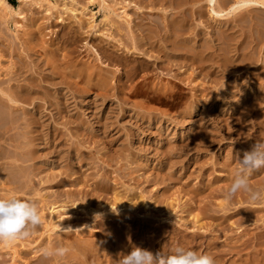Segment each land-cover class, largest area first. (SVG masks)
<instances>
[{"label":"rangeland","instance_id":"1","mask_svg":"<svg viewBox=\"0 0 264 264\" xmlns=\"http://www.w3.org/2000/svg\"><path fill=\"white\" fill-rule=\"evenodd\" d=\"M14 1L15 10L7 11L0 6V56L5 58L0 57V64L4 70L9 62L19 67L18 55L24 51L21 39H27V27L32 21L41 27L39 42H44V45L39 44L38 54L27 58L23 54L25 63L22 66L26 67V72L12 83L14 87H25L26 77L35 78L32 91L36 101L22 103L20 111L25 108L32 114L20 115L19 128L20 132L29 134V139L37 140L39 161L36 169L41 172L35 173V188H41V181L50 180L51 183L42 190L54 196L59 191L58 185L65 183L68 187L63 192L61 204H64L68 202L66 192L86 195L96 185V180L101 179L110 188L116 186L122 192L124 188L115 181L121 180L118 183H124L130 189H136L135 184L139 181L146 187L143 194L151 205L147 214L152 216L135 217L137 223L149 222L154 230L169 226L156 253L167 254L165 249L179 245L211 255L216 264H264V190L258 185L264 176L256 171L249 179V187L260 193L259 199L252 200L243 191L230 200L225 199L239 167L237 150L264 140L260 122L264 114L263 95L259 104L245 105L242 93H237L233 87L235 73H227L221 82H217L196 65L182 68L199 73L208 91L197 94L195 106L198 109L191 106L188 114L187 102L179 99L164 106L149 98L127 96L106 100L96 95H78L70 91L67 94L68 87L63 79H54L50 73L52 69L46 66L48 54L60 47L59 58L64 65L88 64V60L95 62L102 56L98 49L102 36H82L78 42L75 37L67 36L57 26V18L64 13L63 6H73L84 20L94 17L96 31H99L104 29L105 16L118 24L124 23L120 19L123 7L136 0H106L111 13L100 5L101 0H51L60 7L59 12L53 13ZM130 12L134 14L132 9ZM71 16L67 13L63 18L70 19ZM62 50L70 54H64ZM256 52L258 58L264 56V42ZM256 68L255 64L243 72L244 83L256 81ZM107 69L118 74L112 65ZM61 72L66 76L64 71ZM215 72H218L217 68ZM5 87L0 86V89L6 90ZM86 87L85 83H78L79 90ZM212 97L219 98L214 111L216 101ZM203 103L208 106L203 108ZM37 115L43 117V123L35 124ZM16 132L15 129L10 135L14 136ZM128 172H131L130 176H127ZM77 180L82 184L86 180L89 183L85 188L69 185ZM196 189L204 191L196 196ZM109 198L110 195L96 196L103 204ZM221 203L223 209L219 208ZM195 214L200 215L202 227L193 220ZM48 217L51 220L53 215L49 212ZM187 228L198 231L191 233ZM174 230H177V236ZM192 234L201 238L192 239ZM99 235L102 239L98 237L96 243L105 244L106 233L102 231ZM113 259L116 261L118 257Z\"/></svg>","mask_w":264,"mask_h":264},{"label":"bare ground","instance_id":"2","mask_svg":"<svg viewBox=\"0 0 264 264\" xmlns=\"http://www.w3.org/2000/svg\"><path fill=\"white\" fill-rule=\"evenodd\" d=\"M19 2L43 8L46 13L59 12L60 8L51 0ZM106 4V0H101L100 5L109 11ZM0 6L7 11L15 10L9 0H0ZM63 7L64 13L57 18V26L67 36L75 37L76 42L81 41L82 36H102L98 46L102 56L95 62L88 60V64L64 65L59 58L60 47L48 54L46 66L52 69L50 73L54 79H63L62 82L68 87L67 94L70 91L78 95H96L106 100L127 96L149 98L155 104L164 106L179 99L187 102L185 106L188 114L191 106L196 107L197 94L208 91L206 83L200 80L199 73H190L182 68L196 65L217 82H221L227 73H235L233 87L238 90L237 93H242L245 105L259 104L263 99L261 96L264 97V56H260V60L256 55V50L264 42V0H136L123 7L120 19L124 23L118 24L105 16L104 29L99 31H96L94 17L84 20L77 15L78 10L73 6ZM130 9L134 14L129 13ZM67 13L72 14L70 19L63 18ZM131 13L135 16L134 19ZM84 29L88 31L84 32ZM27 30V39H21L24 51L21 54L20 51L17 52L20 54L19 67L9 62L5 71V67L0 64V71H3L0 73V86L6 85V90L0 89V198L16 195L35 200L39 205L42 223L30 238L0 244V264H115L113 258L118 257L121 252H130L132 247L156 253L169 226L154 230L149 222L143 225L137 223L135 217H141L142 214L152 216L147 214L151 205L143 194L146 190L143 183L137 181L135 184V188L141 191L139 193L136 189H130V186L126 187L124 183H118L121 180L115 181L124 188L125 191L122 192L116 186L110 188L101 179L96 180V185L86 195L81 192H66L68 202L64 204H61L65 196L63 192L68 187L65 183L58 185L59 191L54 196H49L42 190L51 183L50 180L41 181V188H35V173L38 171L36 164L39 161L37 140L29 139L28 133L19 130L20 115L27 117L32 114L25 108L20 111L24 105L22 103L36 101L32 91L35 78L31 75L26 77L25 87L12 86L17 76L26 72V67L22 66L25 63L23 54H26V58L31 54L36 55L39 44L44 45V42H39L41 27L32 21ZM62 53L70 54L64 50ZM255 64V82L258 85L254 81L244 83L243 72ZM110 65L116 68L117 75L107 69ZM215 68L218 72H215ZM61 71L66 76H62ZM29 73L28 71L27 74ZM78 83H85L86 89L79 90ZM211 99L216 101L213 103L214 111L219 98ZM201 106L204 108L208 104L203 103ZM261 118L264 136V114ZM42 119V116H35V124L43 123ZM15 129L16 134L11 136L10 133ZM259 173L264 176V168L258 170L257 174ZM130 175L131 172H128L127 176ZM88 183V180L83 184L81 180H77L69 185L85 188ZM258 185L264 190V178L260 179ZM203 191L196 189L194 194L199 196ZM103 195L111 196L105 204L96 199V196ZM219 208H224L223 203ZM49 212L53 215L51 220ZM94 213H103V216L95 220ZM204 217L207 215L204 214ZM193 220L202 227L199 214H195ZM68 228L73 232L62 231ZM187 230L191 233L198 231ZM102 231L106 233L105 244L99 245L95 239L101 237L99 234ZM174 234L177 236V230H174ZM191 236L195 240L201 238L196 234ZM22 240L27 243L24 244ZM190 244L191 242L188 245ZM61 245L69 249L63 258L44 259L39 253L42 247ZM173 248L169 247L165 252L169 253Z\"/></svg>","mask_w":264,"mask_h":264},{"label":"clouds","instance_id":"3","mask_svg":"<svg viewBox=\"0 0 264 264\" xmlns=\"http://www.w3.org/2000/svg\"><path fill=\"white\" fill-rule=\"evenodd\" d=\"M239 167L232 179L225 199L230 200L238 192L250 195L252 200L260 198L259 192L249 187L252 174L264 168V140H258L246 149L237 150ZM103 213H94V218H102ZM42 223L38 202L31 198L23 199L16 195L0 198V244L30 238ZM62 230V229H61ZM73 232L71 228L62 230ZM69 249L61 246H45L39 249L44 259L65 257ZM115 264H216L214 258L207 253H200L182 246H175L167 254L157 252L155 255L144 248L132 247L130 252L119 253Z\"/></svg>","mask_w":264,"mask_h":264},{"label":"trees","instance_id":"4","mask_svg":"<svg viewBox=\"0 0 264 264\" xmlns=\"http://www.w3.org/2000/svg\"><path fill=\"white\" fill-rule=\"evenodd\" d=\"M9 2H10L11 5H14L15 1L14 0H9Z\"/></svg>","mask_w":264,"mask_h":264}]
</instances>
